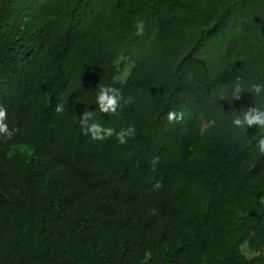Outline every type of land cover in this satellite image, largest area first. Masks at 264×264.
Masks as SVG:
<instances>
[{
    "label": "trees",
    "instance_id": "trees-1",
    "mask_svg": "<svg viewBox=\"0 0 264 264\" xmlns=\"http://www.w3.org/2000/svg\"><path fill=\"white\" fill-rule=\"evenodd\" d=\"M257 83L264 0H0V264H264V133L231 123Z\"/></svg>",
    "mask_w": 264,
    "mask_h": 264
},
{
    "label": "clouds",
    "instance_id": "clouds-1",
    "mask_svg": "<svg viewBox=\"0 0 264 264\" xmlns=\"http://www.w3.org/2000/svg\"><path fill=\"white\" fill-rule=\"evenodd\" d=\"M136 35H143L144 33V21L137 20L135 23ZM242 91L241 85L237 82L234 86L232 95L236 98L240 97ZM254 96H264V84H252L248 89ZM122 95L119 89L115 87L105 86L101 87L96 96V104L102 113H116L117 108L120 106ZM63 104H57L55 111L57 113L63 112ZM92 117V112H84L80 118V123L84 128L86 134H89L94 141H103L109 137L115 135L116 141L123 145L127 140L135 135V128L129 125L127 128H121L119 131H115L112 128L103 127L97 123H89ZM168 120L173 119L180 120L183 118V113H168ZM235 128L246 132L248 128H258L261 133H264V109L257 107H250L246 111L240 114H236L231 121ZM14 134V130H10L7 123V109L0 106V136L11 139ZM256 148L260 154H264V135H260L256 141ZM155 187L159 188L157 183Z\"/></svg>",
    "mask_w": 264,
    "mask_h": 264
},
{
    "label": "rangeland",
    "instance_id": "rangeland-1",
    "mask_svg": "<svg viewBox=\"0 0 264 264\" xmlns=\"http://www.w3.org/2000/svg\"><path fill=\"white\" fill-rule=\"evenodd\" d=\"M117 67H118V75L116 80L117 81H121L124 82L127 77L129 76V74L131 73V70L133 68V64L129 61L128 58L126 57H121L118 61H117ZM204 126H206V124H204ZM242 251L245 255H247V257L251 258L254 255H256L255 252L251 251L247 245H243L242 246Z\"/></svg>",
    "mask_w": 264,
    "mask_h": 264
}]
</instances>
